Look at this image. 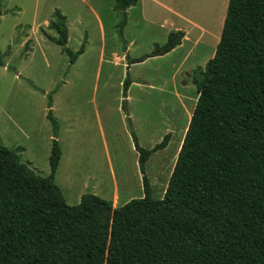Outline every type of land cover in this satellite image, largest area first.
I'll return each mask as SVG.
<instances>
[{"label": "trees", "instance_id": "trees-1", "mask_svg": "<svg viewBox=\"0 0 264 264\" xmlns=\"http://www.w3.org/2000/svg\"><path fill=\"white\" fill-rule=\"evenodd\" d=\"M137 1L114 0L121 37L126 9ZM48 28L73 64L84 43L75 52L67 47L59 10ZM183 37L182 30L169 32L147 56L172 51ZM200 75L159 199L152 197L145 163L166 145L167 134L152 149L133 136L143 196L119 207L92 193L66 202L55 182L62 153L50 101L47 175L21 161L22 147L12 150L0 140V264H264V0H228L214 54ZM129 84L127 75L123 91Z\"/></svg>", "mask_w": 264, "mask_h": 264}, {"label": "rangeland", "instance_id": "rangeland-1", "mask_svg": "<svg viewBox=\"0 0 264 264\" xmlns=\"http://www.w3.org/2000/svg\"><path fill=\"white\" fill-rule=\"evenodd\" d=\"M163 1L188 19L174 20L188 39L174 52L147 56L173 30L153 24L168 15L156 4L147 15L139 5L126 12L121 37L114 0H0V140L12 150L22 147L21 161L47 175L50 101L62 153L55 182L69 205L83 193L113 207L143 196L133 136L147 149L169 136L145 163L152 197L164 194L228 0ZM55 9L67 16V47L75 52L84 43L73 64L44 24Z\"/></svg>", "mask_w": 264, "mask_h": 264}, {"label": "crops", "instance_id": "crops-1", "mask_svg": "<svg viewBox=\"0 0 264 264\" xmlns=\"http://www.w3.org/2000/svg\"><path fill=\"white\" fill-rule=\"evenodd\" d=\"M81 1H83V2H86L87 0H81ZM146 3V5L148 6V8H146L145 7V4ZM150 4H156L159 8H162L163 10H167V12H168V15L167 16H160V17H155V19L153 20V24H155V25H159L160 26V28H162V26L163 25H165V24H167V23H170V27L173 29L172 31H176V30H182V31H184V37H183V39H182V41H181V44L180 45H178L177 47H175L172 51H170L169 53H171V52H174L178 47H180L182 44H183V42L184 41H186V38H187V30H186V28H182L180 25H178V23H176L174 20H176L177 18H178V20L179 19H181V20H187L186 22H187V24H188V19L185 17V16H183L181 13H179V12H176L174 9H172L171 7H168L167 6V4H166V2L165 1H163V0H138L137 2H136V4L135 5H133V6H130L129 8H127L126 9V12H127V14H128V12L130 11V10H132V9H134L137 5H139V6H141V8H144V12H142V14L143 15H147V14H149V12L150 11H152V13H153V10H154V7H150ZM73 6H75L74 4H73ZM226 6H227V4H226ZM153 8V9H152ZM146 9H148V10H146ZM149 9H150V11H149ZM57 10H59V9H57ZM60 11V10H59ZM149 11V12H148ZM61 12V11H60ZM53 13V12H52ZM65 17H66V25H67V16H66V14L64 13V12H61ZM51 18H52V15H51ZM50 18V19H51ZM173 22H172V21ZM50 21V20H49ZM49 21H45V23L44 24H47L48 25V23H49ZM99 22V21H98ZM100 23V22H99ZM67 29H68V27H67ZM201 30H203V29H201ZM171 32V31H170ZM169 33V32H168ZM188 39V38H187Z\"/></svg>", "mask_w": 264, "mask_h": 264}]
</instances>
